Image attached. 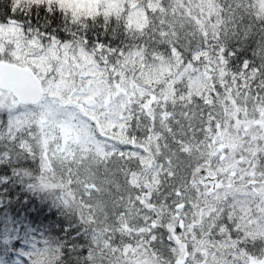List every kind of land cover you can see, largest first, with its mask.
<instances>
[{
  "label": "snow or ice",
  "instance_id": "snow-or-ice-1",
  "mask_svg": "<svg viewBox=\"0 0 264 264\" xmlns=\"http://www.w3.org/2000/svg\"><path fill=\"white\" fill-rule=\"evenodd\" d=\"M0 264H264V0H0Z\"/></svg>",
  "mask_w": 264,
  "mask_h": 264
}]
</instances>
